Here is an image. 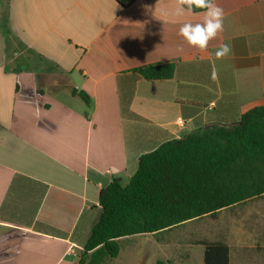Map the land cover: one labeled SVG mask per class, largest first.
Wrapping results in <instances>:
<instances>
[{"label": "crops", "instance_id": "crops-1", "mask_svg": "<svg viewBox=\"0 0 264 264\" xmlns=\"http://www.w3.org/2000/svg\"><path fill=\"white\" fill-rule=\"evenodd\" d=\"M215 2L224 31L200 53L178 31L201 16L176 17L175 0H0V264H78L112 180L264 106V0ZM169 63V80L135 72ZM248 251L231 248L230 264H264Z\"/></svg>", "mask_w": 264, "mask_h": 264}, {"label": "trees", "instance_id": "trees-1", "mask_svg": "<svg viewBox=\"0 0 264 264\" xmlns=\"http://www.w3.org/2000/svg\"><path fill=\"white\" fill-rule=\"evenodd\" d=\"M199 13L200 10H195ZM144 79L169 80L175 65L135 70ZM87 105V94L74 91ZM264 196V106L233 126L195 131L140 158L127 185L114 179L100 192L102 212L78 264H106L120 254V240L158 235L189 221ZM204 264H230L224 241H200Z\"/></svg>", "mask_w": 264, "mask_h": 264}, {"label": "rangeland", "instance_id": "rangeland-1", "mask_svg": "<svg viewBox=\"0 0 264 264\" xmlns=\"http://www.w3.org/2000/svg\"><path fill=\"white\" fill-rule=\"evenodd\" d=\"M127 238L120 240L119 257L106 264H204L199 242L207 239L225 241L233 252L244 244L247 251L253 248L260 253L264 251V196L158 235ZM233 262L238 264L235 258Z\"/></svg>", "mask_w": 264, "mask_h": 264}, {"label": "clouds", "instance_id": "clouds-1", "mask_svg": "<svg viewBox=\"0 0 264 264\" xmlns=\"http://www.w3.org/2000/svg\"><path fill=\"white\" fill-rule=\"evenodd\" d=\"M195 10H200L196 13ZM198 14L201 16L199 22H184L179 27L178 35L190 47L197 49L200 53L207 52L210 41L224 31L225 13L215 0H175L174 15L183 17L185 15ZM231 47L222 44L215 51L216 59H223L231 54ZM211 79H218L215 67L212 69Z\"/></svg>", "mask_w": 264, "mask_h": 264}, {"label": "built area", "instance_id": "built-area-1", "mask_svg": "<svg viewBox=\"0 0 264 264\" xmlns=\"http://www.w3.org/2000/svg\"><path fill=\"white\" fill-rule=\"evenodd\" d=\"M178 124L182 125L183 124L182 120H178Z\"/></svg>", "mask_w": 264, "mask_h": 264}]
</instances>
